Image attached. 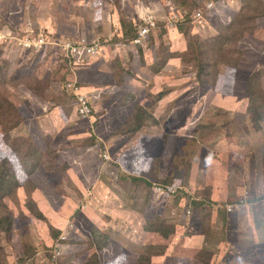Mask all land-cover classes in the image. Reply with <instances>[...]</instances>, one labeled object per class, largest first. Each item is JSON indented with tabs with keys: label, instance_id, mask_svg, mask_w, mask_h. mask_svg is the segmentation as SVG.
Segmentation results:
<instances>
[{
	"label": "rangeland",
	"instance_id": "1",
	"mask_svg": "<svg viewBox=\"0 0 264 264\" xmlns=\"http://www.w3.org/2000/svg\"><path fill=\"white\" fill-rule=\"evenodd\" d=\"M203 1L0 0V264H264V0Z\"/></svg>",
	"mask_w": 264,
	"mask_h": 264
},
{
	"label": "built area",
	"instance_id": "2",
	"mask_svg": "<svg viewBox=\"0 0 264 264\" xmlns=\"http://www.w3.org/2000/svg\"><path fill=\"white\" fill-rule=\"evenodd\" d=\"M202 3H204V6L200 7L199 9L194 10L193 12V15L191 18L193 19L194 22H198L199 24H202V25H209L214 18L223 19L221 12H222V8L224 7V5H226V0H217V1L205 0L201 2L200 4ZM147 18L150 19L149 22L146 20ZM142 20L144 22L139 25L137 32H136V36L132 40V43L134 44H143L146 41L147 37L150 36L149 34H150L151 29L156 27L154 16H151L148 13H144L140 21ZM9 34L10 32L8 33V35ZM82 39H81V42H76V44H74L73 46L72 44H69V43L66 44L67 47L71 48L72 53L78 56V58L82 57V50L80 49L82 42H84ZM45 43H46V39L43 36L39 35V36L34 37L31 41L29 38H27L23 45L26 47L36 48V47H41ZM100 47H101V44L99 43L97 47L92 48L93 53L97 54L98 48ZM66 88L68 92L72 93L75 96L79 114L83 118H88L91 114L92 106L90 107L88 106V103H89L88 96L80 92L81 86L78 83H76L75 79H70V81H68V83L66 84ZM103 158L108 160L107 155H104ZM156 190L158 191V193H161V194L164 193L163 188L159 187V188H156ZM245 203L246 202L244 200H241L238 203V205H231V204L227 205L228 213L231 214L236 209L240 210L241 207ZM189 213L191 214V212ZM63 229H64V232L62 236L60 237V239L56 240L55 243L52 245V247L56 249L57 256L61 254V250H63L64 247L65 249H69V246H70L69 242L71 241L70 235L73 232L77 231L78 227L75 222L69 221V223ZM56 264L58 263L56 262Z\"/></svg>",
	"mask_w": 264,
	"mask_h": 264
},
{
	"label": "trees",
	"instance_id": "3",
	"mask_svg": "<svg viewBox=\"0 0 264 264\" xmlns=\"http://www.w3.org/2000/svg\"><path fill=\"white\" fill-rule=\"evenodd\" d=\"M237 2L238 1H242V0H236ZM228 3L226 2V5H227ZM150 10H146L144 13H148V14H150L151 12H149ZM8 27V26H7ZM136 36V30L134 31V35H132V36H130V38H128V39H130V42H132V40H133V38ZM83 38V37H82ZM81 38V39H82ZM81 39H77V40H79V41H77V42H80L81 41ZM71 76H72V72H71ZM74 79V78H73ZM68 92V91H67ZM68 93H70V92H68ZM72 96H74L72 93H70ZM75 97V96H74ZM14 107H16L15 106V103H14ZM76 107H77V104H76ZM257 108H258V106H256ZM16 109H19V105H18V107H16ZM20 111V110H19ZM2 160H3V163L1 164V165H7V167H8V164H7V160H8V158L7 157H2ZM8 169H9V167H8ZM12 178H14V180L16 181L15 183L16 184H18L19 182L17 181V178L14 176V177H12ZM12 178L11 177H9L8 176V174L7 173H5L4 171H0V192H3L4 190H7V187L8 186H10V185H14L15 183H11V181H12ZM3 197L4 196H9V195H7V194H3L2 195ZM250 201H251V199H250ZM253 203V202H252ZM199 205H201V206H204V204L203 203H200ZM4 221V219H2L0 222H3ZM4 223H6L7 225H6V231L8 232V231H10V220H9V218H5V221H4ZM93 237H94V239H95V246H96V248L98 249V250H102L103 248H105V246L107 245V243L106 244H100V242L97 240L96 241V238L98 237V235L100 236L101 234H99V232H98V230H96L95 229V231H93ZM74 240V239H73ZM72 241V240H71Z\"/></svg>",
	"mask_w": 264,
	"mask_h": 264
},
{
	"label": "crops",
	"instance_id": "4",
	"mask_svg": "<svg viewBox=\"0 0 264 264\" xmlns=\"http://www.w3.org/2000/svg\"><path fill=\"white\" fill-rule=\"evenodd\" d=\"M233 1H236V0H226V2L227 3H230L231 4V6H234L233 5ZM224 7H226V5H224ZM224 7L222 8V12H221V15H222V18L223 19H226L227 18V15L226 14H224L223 13V11H224ZM109 27L111 28V25L109 24ZM104 28H105V26H104ZM7 30L10 32L11 30L7 27ZM103 36L104 37H108L107 35L105 36L104 35V32H103ZM106 42H108V40H105ZM122 43H123V41H122ZM101 44V53L103 52V50L105 51V50H108L109 48L107 47L106 49H105V47H104V45L103 44H105V43H100ZM127 45V44H126ZM125 44H122L121 46H119V45H117V46H115L116 48H118V50H117V53H120V55H123V48L122 47H125L126 46ZM129 45H131L132 47H135V46H138V45H140V44H134V43H132V42H130L129 43ZM113 47V46H112ZM99 52V51H98ZM72 72V76H71V78L73 79H75V77L77 76V74H75V72H74V70H72L71 71ZM107 94H104L103 95V98H105V96H106ZM98 104H95V105H93V109L95 110L96 109V106H97ZM173 120V119H172ZM249 202V201H248ZM251 204V201L249 202V205ZM222 207V206H221ZM247 208V207H246ZM241 210H242V207H241ZM241 210H239V211H237L235 214L234 213H232V214H229L228 213V211H227V209H224V215H226V216H235V215H240V214H242L243 213V211H244V209H243V211L241 212V213H239ZM220 211H219V206H216V204H215V206H213V215L214 216H216V214L217 213H219ZM248 214L249 215H251L250 213H251V210H248ZM65 227H66V225H65ZM190 259V258H189ZM185 261H187V260H185ZM177 262H179V260L177 261Z\"/></svg>",
	"mask_w": 264,
	"mask_h": 264
},
{
	"label": "clouds",
	"instance_id": "5",
	"mask_svg": "<svg viewBox=\"0 0 264 264\" xmlns=\"http://www.w3.org/2000/svg\"><path fill=\"white\" fill-rule=\"evenodd\" d=\"M155 190H156V189H155ZM156 191H157V190H156ZM156 191H155V192H156ZM239 202H240V201H239ZM246 203H248V204H249V202H248V201H246ZM246 203H245V204H246ZM227 211H228V209H227ZM231 214H232V213H231Z\"/></svg>",
	"mask_w": 264,
	"mask_h": 264
}]
</instances>
